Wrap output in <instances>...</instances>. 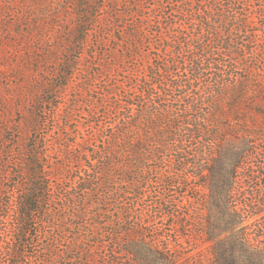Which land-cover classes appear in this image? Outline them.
<instances>
[{"label":"trees","instance_id":"trees-1","mask_svg":"<svg viewBox=\"0 0 264 264\" xmlns=\"http://www.w3.org/2000/svg\"><path fill=\"white\" fill-rule=\"evenodd\" d=\"M66 1L0 0V9L19 22L13 34L28 39L34 34L22 29L43 31L49 21L55 27L62 24V10L71 8ZM73 1L79 9L92 7V0ZM157 1L149 12H129L126 17L133 20L123 23L122 36L132 42L131 56L147 62L135 65L119 91L113 89V177L103 173L107 183H113L118 207L113 224L121 227L127 222L122 217L127 213L125 198L142 199L150 190L147 177L156 176V183L175 187L176 180L186 176L197 181L191 188L195 195L183 193L178 201H171L177 215L164 212L155 219L163 224L165 217L168 222L171 217L182 218L188 240L198 233L211 243L212 264H264L261 212L235 198L238 183L253 172L256 145L264 143V25L248 0ZM84 14L80 11L77 17ZM86 24L81 21L75 26L80 30L78 42L84 45L90 33ZM7 26H12L11 21ZM60 27L66 33L67 27ZM67 67L71 69L70 63ZM63 73L66 80L72 77L68 71ZM170 92L175 101L168 100ZM167 165H173V171ZM32 175L36 178L32 188L18 193L9 206L16 209L22 229L18 239L5 238L4 264H23L19 261L23 254L12 243L20 240V246L26 245L25 237L34 233L32 223L43 215L45 194L51 192L36 170ZM97 186L94 178L80 180L77 188L85 198L76 203V218L86 217L87 197ZM135 188L139 193L130 192ZM193 200L202 202L201 207L186 213L185 201ZM251 218L254 221L248 224ZM120 230L119 243L113 241V264H191L162 235H149L136 225ZM61 232L59 238L37 232L38 249L29 264L95 263L96 248L90 239L78 232L68 240L67 229Z\"/></svg>","mask_w":264,"mask_h":264},{"label":"rangeland","instance_id":"rangeland-1","mask_svg":"<svg viewBox=\"0 0 264 264\" xmlns=\"http://www.w3.org/2000/svg\"><path fill=\"white\" fill-rule=\"evenodd\" d=\"M248 1L253 6L252 12L264 25V0ZM157 2L92 0V7L79 9L73 0H67L66 5L71 8L63 9L64 16L61 15L66 33L61 32L62 24L55 27L49 21L43 31H32L31 27L22 29L34 34L28 39L13 34L18 32L19 22L10 12L7 14V10L0 9V264L7 260L2 252L5 238L18 239V229H22L16 209L9 206L18 193L32 188L35 170L40 181L51 186V192L45 194L44 216L32 223L34 233L25 237L26 245L20 246V240L12 243L23 254L21 263L32 262L29 258L38 249L37 232H48L51 238H59L61 231L67 229L68 240L82 232L84 238L92 241L96 264H113V241L119 243L120 229L136 225L149 235L159 234L163 240L169 239L190 258L191 264H212L211 243L198 233L188 240L184 236L182 218L171 217L168 222L169 218L165 217L163 224L162 220H157L164 212L177 215L178 208H174L171 201H178L183 193L185 197L195 195L191 188L197 181L193 178L185 176L176 180L175 187H169L156 183V176L147 177L150 190L142 199L137 200L132 195L125 198L127 213L122 217L127 222L121 227L113 224L117 202L111 192L113 183H107L103 175L106 172L113 177V168H110L113 166L110 165L113 161V89L119 91L131 78L135 65L147 62V58H143V62L131 56L128 49L132 42L122 36L123 23L128 25L133 20L126 17L129 12H149ZM80 11L85 14L77 17ZM7 20L12 23L9 28ZM81 21L88 22L85 29H90L85 45L78 42L81 36L79 27L75 28ZM147 49L142 47L143 52ZM63 71H68L72 77L66 80ZM170 94L168 100L175 101L176 96ZM31 145L35 150H30ZM173 150L178 151V148L175 146ZM33 151H36L34 158ZM256 151L258 156L252 163L254 173L248 171L236 184L235 198L243 206L259 208L264 224V143L256 145ZM169 167L173 171L174 166L167 165ZM88 178H94L98 186L87 197L86 217L79 219L76 203L85 197H81L77 187L80 180ZM130 192L138 191L135 188ZM203 194L208 192L203 191ZM185 204L189 207L185 212L192 213L202 202L193 200ZM3 217L6 218L3 220ZM253 221L254 218L249 219L248 224ZM65 264L80 263L67 260Z\"/></svg>","mask_w":264,"mask_h":264}]
</instances>
